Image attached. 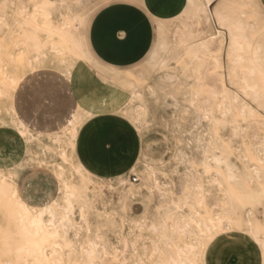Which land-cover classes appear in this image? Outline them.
<instances>
[{
	"label": "rangeland",
	"instance_id": "rangeland-1",
	"mask_svg": "<svg viewBox=\"0 0 264 264\" xmlns=\"http://www.w3.org/2000/svg\"><path fill=\"white\" fill-rule=\"evenodd\" d=\"M22 1L32 6L39 0H0V3H5L6 16L9 22H12L9 30L3 31L8 33L7 42L11 47L0 48L2 51H0V74L3 76L0 82H3H1L2 85L6 84V87L4 86L6 89H11L9 95L16 94L13 96L17 97L23 85V79L30 80L38 74L51 73L62 77L79 98L84 89H87V81L81 79L83 77L94 78L97 85L96 94L91 95L85 104L79 103L72 112L86 118L84 123L94 117L106 115V119L96 120L95 118V124L102 126L103 129L93 136V144L98 147L102 144V140H107V138H112L114 145L120 142L121 161L126 163L125 174L123 173L124 186L115 181L111 182L116 189L114 196L108 188L110 182L105 179L107 177H99L103 180L95 181V187L102 188L101 191L106 200L121 193L126 194L130 187L140 193L139 197L125 202L124 220L120 217L122 203L114 207H104L98 204V208L92 209L102 216L105 213L108 215V218L102 220L101 223L102 235L111 247L106 253L97 255L87 252L90 247V238L83 236L73 240L75 250L73 252L70 250L64 260H59L48 248V252L40 257L26 256L27 259L21 260L22 262L29 264H140V262L142 264H169V257L176 256L177 247H182L185 243L195 246L200 233L194 219H201L199 216L196 217V210L202 217L209 215L213 218L222 216L226 211L228 214L234 211L236 214L240 213L243 220L248 218L247 212L251 210L253 219L259 224L262 223L264 217V206L261 202L264 197L262 190L264 189V156L259 149L264 150V108L253 100V94L248 92L245 83L260 80L258 76H247L246 66L249 64L256 65L258 71L264 73V11L254 0H223L217 10L213 9L212 15L207 11L211 32L217 33L221 30L223 34H220V39L212 49L213 51H202L197 55L194 53L197 49L195 41L205 27L195 17L194 12L190 11L191 8H188L187 15L177 18L186 0L183 4L176 0L173 13L168 16L175 18L170 24L172 31L176 33V36L170 39L172 58L169 59L167 53H161V61L158 58L151 61L149 51L144 61L134 67L124 69L125 72L104 70L95 63L87 44L88 37L86 39L85 34L89 19L102 5H91L85 0L82 6L74 8L76 14L86 13L85 27H80L79 22H72L70 26V32L80 37L84 53L81 54L71 46L64 53L57 54L52 49L65 46V36L52 31L37 30L35 35L43 43L46 56L43 61L37 63L38 66L34 64L36 71L31 75L30 66L27 67L26 61L24 62L29 54L27 52L30 50L29 43L26 45V53L23 46L14 47V44L19 43L22 38L21 24L33 25L28 17L30 10L27 13L17 10V6ZM193 2L203 4L201 0H193ZM216 12L227 21L239 19L245 23H252V30L246 27L242 32L245 37L253 38L251 43L253 47L256 43L262 46L260 60L252 59V56L246 52L242 53L245 57L243 61H232L227 57V27L218 24L215 17ZM161 19L163 18L157 19L155 25ZM155 33L153 45L158 35L156 26ZM9 54H12L11 62L6 59ZM8 72L13 76V81L7 80L8 77L5 75ZM74 72H76L75 76H73ZM113 86L118 89L116 97L106 94V88ZM161 86L167 89L168 93L166 112L168 116L175 114L173 123L178 125L176 130L179 132V137L173 143L174 155L172 156H164L160 151L163 147L160 142L164 140L168 132L167 124L163 128H156L148 134L147 138L137 131V124L147 127L153 121L166 119L164 116L158 118L154 112V104L149 103L150 100L155 101L161 95L159 91ZM9 95L0 96V122L1 120L8 122V127L0 129V132L14 133L25 147L24 136L13 124L9 123L12 117L11 114H7L9 109V113L17 114L16 119L21 118L14 106L15 97L14 99L12 96L8 98ZM232 96L237 98L239 104L244 105V116H240V109L230 99ZM94 99L97 102L106 103V112L87 118L84 112L89 102ZM197 112L208 114L207 117L201 119L198 125H196ZM28 126V124L24 126L27 134L37 135L38 132L31 131ZM34 144L35 141L32 142V146ZM149 144L152 145L151 150H148ZM212 152L223 153L234 166L239 168V173L243 176L241 187L252 193L241 204L236 203L237 201L227 194L232 184L227 185L223 178H219V174L225 176L224 168L219 169V174L215 173L217 170L210 164L211 159L209 158ZM169 160H171L170 164ZM75 161L74 154L67 149L65 160L59 159L68 182L73 185L81 182V176L74 170ZM145 162L164 163L168 167H174L178 171L174 177V187L162 186L161 193L157 190L152 192L144 190L140 176L144 174L143 164ZM206 165H209V169L212 170L203 171ZM254 171L258 174L256 175ZM25 173L27 172H22L18 177L19 192L24 197L27 196L23 179ZM132 176L138 178L136 183H132ZM159 178L162 181L164 176L159 175ZM197 185H200V189L196 188ZM201 198V205L198 206V200ZM185 199L188 205L183 206ZM33 203L39 204L35 199ZM174 203H179V207L176 208ZM233 205L234 207L230 208ZM103 207L105 213L102 210ZM4 213L0 210V215ZM6 222L13 224L12 219ZM184 223L188 224L185 226L186 234L179 230ZM129 244H132L131 248ZM124 246L126 249L122 250ZM133 247L137 249V252L133 253L131 250ZM123 253L126 256H124L125 259ZM129 256L132 258L130 262H128ZM240 258L224 253H219L217 256L220 264H229L230 261ZM0 264H3L1 259Z\"/></svg>",
	"mask_w": 264,
	"mask_h": 264
},
{
	"label": "bare ground",
	"instance_id": "bare-ground-1",
	"mask_svg": "<svg viewBox=\"0 0 264 264\" xmlns=\"http://www.w3.org/2000/svg\"><path fill=\"white\" fill-rule=\"evenodd\" d=\"M203 1L204 2L201 5L199 3H194L193 0H188L187 6L186 0L185 6L181 10H179L177 16V18H181L184 15H187L188 8H191L190 11L194 12L195 17H197L205 27L203 28L204 31L200 34V37L197 39V41H195L197 49L194 53L196 55L202 51L210 52L212 49H214L216 43L220 39V34H223L221 30L217 31V33L211 32L210 18L207 11L212 0ZM85 2V0H39L32 6H29L25 1L19 3V5L17 6V10L19 12L27 13V11L30 10L28 17L33 25H28L27 23L21 22L22 38L19 43L14 44V47H20L21 45L25 48L24 52L26 53V45L27 43H29L30 50L27 51L29 54L24 62L26 61L27 67L30 66V75L32 74V72L36 71L34 66L37 65V63L43 61L46 56V52L43 49V43L35 35L37 30L52 31L55 33L63 34L65 36V46L52 49L53 51H55V53L57 52V54L64 53L66 50H69L71 46H73L81 54L84 53L83 44H81L80 37L70 32V26L72 22H79L80 27H85L87 18L86 13L76 14L74 12L75 7L82 6V4H84ZM215 17L220 26L227 27V57L232 61H243L245 57L244 55H242V53L246 52L248 55H251V43L253 38L245 37L242 30H245L246 27L252 30V23H245L243 22V20L239 19L235 21H227V19L223 18L218 12H216ZM38 19L40 21H38ZM174 19L175 18L172 17H166L157 21L156 31H158V35L154 42V45L150 49L151 61L157 58L161 61V53H167L169 55V59L172 58V50L170 47L172 43L170 42V39L172 40L176 36V33L172 31L170 24ZM11 23L12 22H9L8 17L6 16L5 3H0V48L11 47L7 42L6 36L8 35V33H5L6 30H9ZM6 59L8 62H11L12 54L7 55ZM246 68L248 77L258 76L260 78L259 81H249L245 83L248 92H251L253 94V100L257 103V105L264 108V73L258 71L257 67L253 64H249L248 66H246ZM86 69L89 68L86 67ZM10 74L11 73L8 72L5 76L8 77L7 80L13 81V76ZM74 74H76V72L73 73V76H75ZM1 77L3 78V76H1L0 74V78ZM3 80L5 81L6 78ZM16 81L15 86L17 84ZM27 81L28 79L25 78L23 79V82H21L24 85ZM1 82L0 96L2 95L3 97V95H9L11 89H6V84L2 85L3 82ZM8 84L9 82L7 83V85ZM11 84L14 83L11 82ZM23 85H21V88ZM7 90H9V92H7ZM19 92L20 91H18V93ZM13 95L16 96V94ZM13 95L10 94L8 98L12 96L14 99L15 96ZM230 99L240 109V116H244V105L239 104L235 96H232ZM106 109L107 106L104 101L97 102L94 99L89 102L84 114L88 118L92 115L102 114L106 112ZM9 111L10 109L7 111V114H11L12 116L9 120V123L13 124L19 131V133L24 136L25 147L23 150V159L18 167L14 169V171L3 170L2 168H0V210H3L5 212L3 215H0V259L3 264H29L22 262L21 260L27 259L25 258L26 256L38 258L42 254L47 253L48 248H50V251L55 254L59 260H64L65 256L67 255V253H69L70 250L71 252L75 250L73 240H77L83 236L90 238V247L89 249H87V252L95 253L97 255L106 253L111 247H109L108 242L103 237L101 232L102 220L104 221V219L108 218L107 213H105L104 207H114V205L122 203L120 217L124 220L125 202L139 197L140 193L130 187L128 188V192L126 194L121 193L113 197L116 189L113 187L111 182L115 181V183L118 182L122 185L124 184L123 176L125 173H120L105 178L110 182L108 188L111 190L113 195L112 198L106 200L103 192L101 191L102 188L98 189L97 187H95V181L103 179L87 172V170H85L84 167L77 161L74 162L73 166L74 170L81 176V182L75 185L68 182L67 177L65 176L64 168L59 162V159H62L63 161L65 160L66 149L69 150L70 153L74 154V145L79 127L84 123L86 119L82 117V115L71 112L67 120L56 129L50 131L41 130L37 133V135H32L27 134L26 132L24 126L27 123L22 118L16 119L17 114L13 112L9 113ZM207 115V113L197 112L196 125L199 124L201 119L207 117ZM0 124L7 125L8 122H6L5 120H1ZM33 141H35V144L33 145L34 147L32 146ZM259 152L263 153L264 156V150L259 149ZM209 158L211 159L210 164L217 170L215 172L216 174H219V169H221L222 167L224 168L225 176L219 174V178H223L227 185H229L228 183L232 184L230 185V189L227 190V194L234 200H236V203L241 204L244 200L252 195L251 191L241 187L243 176L239 173V168L234 166L228 160V158L224 156L223 153L212 152L209 155ZM250 160L252 161V158H250ZM138 162L136 163V165L138 164ZM41 165L48 168L56 175L59 182V194L57 198L50 204L41 208H34L28 206L21 200L17 193L16 181L19 174L23 170L33 166ZM143 165L144 174H142L140 177L142 180L141 186L144 190L150 192L157 190L160 192L162 186L174 187V177L178 174V171L174 167H168L164 163L157 164L154 162H145ZM209 167V165H206V168L203 169V171H211L212 169H209ZM115 173H117V171H115ZM220 173H222V171ZM254 173L256 175L258 174L257 171H254ZM159 175L164 176L162 181L160 180ZM61 187H63L64 189L63 193H61L60 191ZM196 188L200 189V185H197ZM262 190L264 191V189ZM186 201V199L183 201V206L188 205ZM201 201L202 198L198 200V206L201 205ZM98 204L104 206L102 208L105 213L104 216H102L99 212L96 213L94 212V210L92 211V209L98 208ZM174 205L177 208L180 204L174 203ZM233 207L234 205L230 208ZM203 210L206 211V209ZM227 212L228 211L224 213L225 215L223 214L220 217L213 218L209 215L206 217H202L200 212L196 210V217L199 216L201 218L199 220H197V218L194 219L195 224L199 229V233L202 234L204 232H207L209 229H211V227L218 229L225 217L234 220L238 225L244 226L246 228L259 230L264 227V217L262 223L259 224V222L254 220L251 216V210L247 212L248 218L246 220L241 219L242 217L240 213L236 214L234 211H232L231 214H228ZM8 219H12V225L6 222V220ZM243 222H245V224H243ZM186 225L188 224L184 223L183 226L179 227L180 232L183 234L187 233V230L185 228ZM151 229L152 228H150V230ZM129 245L131 248L132 244ZM193 247V245L186 243L182 247H177L175 252L176 256L169 257V264H182V262L187 259V255ZM124 249H126L125 246L122 250ZM131 250L133 251V253L137 252V249L135 247H133ZM124 256L125 255L123 253V257ZM131 259L132 258L129 256L128 262H130ZM140 264L142 263L140 262Z\"/></svg>",
	"mask_w": 264,
	"mask_h": 264
},
{
	"label": "crops",
	"instance_id": "crops-1",
	"mask_svg": "<svg viewBox=\"0 0 264 264\" xmlns=\"http://www.w3.org/2000/svg\"><path fill=\"white\" fill-rule=\"evenodd\" d=\"M178 1L180 4L184 3V0ZM222 1L212 0L208 10L211 15L213 9L217 10ZM254 1L264 11V0ZM87 2L91 5H102L92 14L86 29L85 35L86 39L88 37L90 54L101 69L125 72L124 69L134 67L145 60L156 36V20L170 16L176 0H87ZM262 49L260 43L251 46L252 59L260 60ZM81 80L87 81V89H84L81 97L78 98L62 77L51 73L38 74L22 86L19 95L14 99L15 109L31 131L54 130L67 120L79 103L85 104L91 95L96 94L97 85L94 78L83 77ZM106 94L116 97L118 89L114 86L107 87ZM95 118L106 119V115L89 119L79 128L74 145L75 159L87 172L98 177L123 174L126 163L121 161L119 153L121 143L114 145L113 139L107 138V140L103 139L98 147L93 144V136L103 129L102 126L95 124ZM110 146L109 152L107 149ZM23 150L22 142L14 133L0 132V168L14 171L23 159ZM33 167L22 172H29ZM50 172L56 177L51 170ZM16 189L25 204L41 208L57 198L59 182L57 179L56 195L50 203L34 204V198L28 195L22 196L19 192L18 178Z\"/></svg>",
	"mask_w": 264,
	"mask_h": 264
},
{
	"label": "snow or ice",
	"instance_id": "snow-or-ice-1",
	"mask_svg": "<svg viewBox=\"0 0 264 264\" xmlns=\"http://www.w3.org/2000/svg\"><path fill=\"white\" fill-rule=\"evenodd\" d=\"M159 91L161 95L155 101L150 100L149 103L154 104V112L158 118L164 116L166 119L153 121L147 127L137 124V131L147 138L148 134L156 128H163L167 124L169 126L168 132L164 140L160 142L163 145L160 151L164 156H172L174 155L173 143L179 137V132L176 130L178 125L173 123L175 114L168 116L166 112L167 89L161 86ZM4 127L8 126L0 125V129ZM151 148L152 145L149 144L148 150ZM107 151H111V146ZM168 162L170 164L171 160ZM23 179L27 195L37 202L41 204L50 203L55 197L57 178L43 165L33 167L29 172L23 174ZM60 191L63 193V187ZM261 202L264 206V197H262ZM219 253L241 257L230 261L229 264H264V227L259 230L246 228L225 217L218 229L212 228L200 234L195 246L182 264H220L217 260Z\"/></svg>",
	"mask_w": 264,
	"mask_h": 264
},
{
	"label": "built area",
	"instance_id": "built-area-1",
	"mask_svg": "<svg viewBox=\"0 0 264 264\" xmlns=\"http://www.w3.org/2000/svg\"><path fill=\"white\" fill-rule=\"evenodd\" d=\"M131 180L132 183H136L138 181V178L136 176H132Z\"/></svg>",
	"mask_w": 264,
	"mask_h": 264
}]
</instances>
